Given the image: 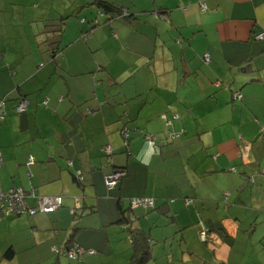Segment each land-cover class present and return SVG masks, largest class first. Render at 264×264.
<instances>
[{
    "label": "crops",
    "instance_id": "0c3cea01",
    "mask_svg": "<svg viewBox=\"0 0 264 264\" xmlns=\"http://www.w3.org/2000/svg\"><path fill=\"white\" fill-rule=\"evenodd\" d=\"M94 1L77 12L89 8L92 18L59 30L53 8L33 30L22 15L8 21L11 1L0 2V104L10 100L0 188H22L32 206L63 197L54 213L0 221V264H64L74 245L129 264L123 215L136 216L147 264H264V41L253 39L264 30V0H106L133 18L108 24L95 18ZM21 98L29 109L17 114ZM116 170L123 177L109 190L105 177ZM141 196L155 209L129 212Z\"/></svg>",
    "mask_w": 264,
    "mask_h": 264
},
{
    "label": "built area",
    "instance_id": "2783aa9c",
    "mask_svg": "<svg viewBox=\"0 0 264 264\" xmlns=\"http://www.w3.org/2000/svg\"><path fill=\"white\" fill-rule=\"evenodd\" d=\"M202 8L206 9V5L202 4ZM256 40H261L264 41V32L260 34L255 35ZM180 44V41H178ZM204 60L206 62L210 61V56L209 54H206L204 56ZM241 97V95H239ZM237 97V95L234 96V99ZM5 109V103L2 102L0 104V120L4 117V112H2V109ZM29 109V100L24 99L23 101L19 102L15 110L17 114H24L28 111ZM165 119L166 116H163ZM178 115H174L173 119L176 120L178 119ZM124 134V133H123ZM126 137H128V132L127 134H124ZM168 140L174 141L175 139L179 138V134H174V133H168L167 134ZM155 138V137H154ZM153 138V139H154ZM107 154H112V150L108 149L107 147L105 148ZM250 150L249 145H245L242 147V153H243V158L245 160L248 159L249 155L248 152ZM34 158L30 157L29 163L30 165L34 164ZM2 164V158L0 155V166ZM235 171V169H234ZM82 174L79 172L78 177H80ZM123 176V172L121 170H116L114 171L111 175L106 177V186L109 189H112L116 186V184L119 182L121 177ZM30 194L26 193L22 188H13L8 191H3L0 188V221L4 219H9V218H15L18 216H23V215H29V216H35L39 213L42 214H49V213H54L63 206V197L61 196H44V197H38V203L37 206H31L29 204V199ZM132 208L137 209V208H150L153 209L155 207L154 201L152 199H134L132 201ZM72 213H74V209L72 210ZM136 221L134 217H131L130 223H133ZM211 234H208L207 230L203 231L200 235V239L205 243L211 241L210 239ZM96 252L91 250V251H85L83 248H80L79 246H75L73 250L69 251H64L63 255L69 258L70 260L73 261H79L82 259V256L85 254L89 255H94Z\"/></svg>",
    "mask_w": 264,
    "mask_h": 264
},
{
    "label": "rangeland",
    "instance_id": "374dc122",
    "mask_svg": "<svg viewBox=\"0 0 264 264\" xmlns=\"http://www.w3.org/2000/svg\"><path fill=\"white\" fill-rule=\"evenodd\" d=\"M10 1H11V4L6 5V7L4 9L5 10L4 14L6 16V19L8 21H12L13 19H17L22 15L23 20H26V22H29V24H31V25H35L33 27V30H35L36 28H39V27H40V29L43 28V26H42L43 23L39 19L43 18L44 15H46L45 9L53 8V10H55V13H51L50 18L52 19V22H51L52 25H55V27H57V30L60 29L61 23L66 22V24L70 25V23L73 20H76V17H77V20H79V24H80V21L81 20L83 21L85 15H88L86 13H88L87 11L89 9V8H84L83 12H81L80 15L77 16L78 10H80L83 7V0H10ZM117 1H119L121 4L122 3L126 4L128 2V4H126V5H131V3L129 2L130 0H117ZM44 5H46V6H44ZM0 7H1V4H0ZM1 10L3 11V9H1ZM72 13H73V16H75V17L72 16ZM88 16H89V18H92L90 15H88ZM95 18H97L98 20L103 19V17L101 15H99L98 11H96ZM51 19H49V20H51ZM103 21H104V19H103ZM14 24H19V21L14 22ZM119 24L120 23H118L115 26L120 28V30L122 31V34L125 35V32H127V28L122 27ZM20 27H17V28L20 29ZM62 27H63V25H62ZM25 29L29 30V29H31V27L26 25ZM79 33L81 35V32H79ZM84 36H86V35L84 34ZM162 39H164L163 35H162ZM16 55H19V54H16ZM16 55H13V56H16ZM34 58H35V56H33V55H29L27 57V59H26L27 69L33 68ZM49 61L52 62L51 59H49ZM43 63H44L43 65L48 64V62H46V61H44ZM175 231H176V229H175ZM97 236H98V238H100L101 244L99 245V247H101V245H104V239H105L106 235H105V233H100ZM89 239L91 241L90 242L91 246H95L98 244V240H97L96 236H93ZM96 251L98 252V255H96V256L85 255L83 257V260L81 259L82 261H80V260L79 261H77V260L72 261L69 258L64 257L65 258V259H63L64 264H114V262L112 260H111V262H108L106 260L102 261L100 259L103 256V254L105 253L101 248L96 249ZM27 259H29V258H27ZM151 264H168V263L166 262L165 259L164 260H161V259L155 260L154 259V261L151 262Z\"/></svg>",
    "mask_w": 264,
    "mask_h": 264
},
{
    "label": "trees",
    "instance_id": "16d2710c",
    "mask_svg": "<svg viewBox=\"0 0 264 264\" xmlns=\"http://www.w3.org/2000/svg\"><path fill=\"white\" fill-rule=\"evenodd\" d=\"M2 1V0H1ZM0 1V2H1ZM91 6H94L93 8H95V10L96 11H98L99 12V15H101V16H104L105 17V21H104V24H108L109 22L111 23L113 20H115V19H118V18H125V19H127V20H129V19H133V18H131L132 16H130L129 15V12L127 13V12H125V13H122L121 11H120V8H119V6H117L115 3H113V2H109V1H106V0H95L94 2H92L91 4H90ZM85 6L87 7V6H89V3L88 2H85ZM152 13H157V15H160L162 12H160V11H154V12H152ZM65 20V19H64ZM63 20V21H64ZM84 21V20H83ZM64 23V22H63ZM62 23V24H63ZM95 27V26H94ZM93 29H95V28H93ZM92 29V30H93ZM262 32H264V30L263 31H258L257 33H255L254 34V36H253V39L254 40H256L255 39V35L256 34H260V33H262ZM256 41H261V40H256ZM263 42V41H262ZM206 62V61H205ZM208 63V62H207ZM24 99H26V98H21V99H19V101L17 102V104L19 103V102H21V101H23ZM8 101H10V100H7V98L5 99V100H3V101H1V103L2 102H4L5 103V108H6V103L8 102ZM16 104V105H17ZM2 109V112L4 111V109L3 108H1ZM164 116V115H163ZM163 116H162V118H163ZM166 116V115H165ZM167 118V117H166ZM1 122V121H0ZM35 160V159H34ZM114 172V171H113ZM112 172V173H113ZM112 173H110L109 175H111ZM109 175H107L106 177H108ZM106 177H105V180H106ZM123 177V176H122ZM122 177H121V179H122ZM121 179L119 180V182L116 184V186L114 187V188H112V189H115L116 187H117V185L120 183V181H121ZM80 180V178L75 174V182L76 183H78V184H81V182L79 181ZM105 185H106V182H105ZM107 187V186H106ZM107 189H109L108 187H107ZM110 190V189H109ZM139 198H143V199H152L153 201H154V205H155V200L153 199V198H150V197H146V196H141V197H132V198H130V202H129V207H128V211L129 212H133V214H134V211L135 210H137V209H144V210H146V211H151V210H154L155 209V207L153 208V209H150V208H137V209H133L132 207V201L134 200V199H139ZM119 205H120V202H119ZM32 206V205H31ZM37 206V204L34 206V207H36ZM61 209V208H60ZM127 211H124L123 209H121V213L122 214H125ZM50 214V213H49ZM29 216V215H28ZM36 216V215H35ZM30 217H34V216H30ZM131 217H135V219H136V216H131ZM131 217L128 215V216H126V215H123V216H121V226L123 227V229H124V231H125V233H126V238H127V240L131 243V245H132V248L134 249V254H133V256H132V258L130 259V262H129V264H147V260L149 259V257H150V252H149V249L147 248V245H146V243H145V240L140 236V234H139V232H138V228H134L133 226H132V223H130V221H131ZM135 223V222H134ZM133 223V224H134ZM205 243H208V242H205ZM79 247H82V246H79ZM67 247H65L63 250L64 251H69V250H73V248H75V245L73 246V247H71L70 249H69V247H68V250L66 249ZM83 249L85 250V251H91V250H88V249H86V248H84L83 247ZM63 250H62V252H63ZM94 251V250H93ZM96 252V251H95ZM13 254H14V251L13 250H8L7 252H6V254H5V258H7V259H10V258H12V256H13Z\"/></svg>",
    "mask_w": 264,
    "mask_h": 264
},
{
    "label": "flooded vegetation",
    "instance_id": "af4514ba",
    "mask_svg": "<svg viewBox=\"0 0 264 264\" xmlns=\"http://www.w3.org/2000/svg\"><path fill=\"white\" fill-rule=\"evenodd\" d=\"M127 132L129 133V130H128V129H124V130H123V133H124V134H127ZM77 176H78V175H77ZM79 178H80V177H79Z\"/></svg>",
    "mask_w": 264,
    "mask_h": 264
},
{
    "label": "water",
    "instance_id": "95a60500",
    "mask_svg": "<svg viewBox=\"0 0 264 264\" xmlns=\"http://www.w3.org/2000/svg\"><path fill=\"white\" fill-rule=\"evenodd\" d=\"M76 209H78V208H76ZM76 209H74V212H76ZM73 214H75V213H73Z\"/></svg>",
    "mask_w": 264,
    "mask_h": 264
}]
</instances>
